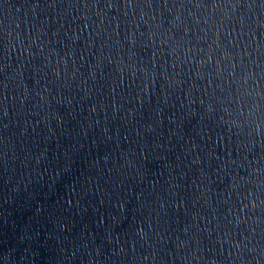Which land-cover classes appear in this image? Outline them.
<instances>
[{
  "label": "water",
  "instance_id": "obj_1",
  "mask_svg": "<svg viewBox=\"0 0 264 264\" xmlns=\"http://www.w3.org/2000/svg\"><path fill=\"white\" fill-rule=\"evenodd\" d=\"M82 2L0 0V264H256L264 211L244 205L264 199V129L238 132L208 107L221 95L210 65L173 77L142 22L113 24L119 48L107 21L93 31L96 18L72 7ZM259 5L220 36L253 71L264 66Z\"/></svg>",
  "mask_w": 264,
  "mask_h": 264
},
{
  "label": "clouds",
  "instance_id": "obj_2",
  "mask_svg": "<svg viewBox=\"0 0 264 264\" xmlns=\"http://www.w3.org/2000/svg\"><path fill=\"white\" fill-rule=\"evenodd\" d=\"M97 3L98 0L93 3L83 0L81 4L72 7L77 9L79 16L84 20H91L93 16L96 18L93 31L104 28V22L107 21V35L119 48H123V44L113 24L120 20L121 15L130 17V23L134 26L142 22L147 31L139 34L146 35L145 43H151L156 50L155 55L163 54L165 64L171 63L176 69L173 77L178 76L184 66L193 68V74L201 77L205 75V66L210 65L211 71L208 75L217 79L215 88L221 95L208 107L213 109L218 103L224 113L222 117L224 122L238 132L245 127L250 128L253 133L257 129H264V66L256 65L260 70L253 71L251 65L256 64L255 59L248 61V67L235 64L225 43L220 41V36L225 30L224 22L232 19L242 6L255 17L254 0H211L210 3H204L203 0H174L171 5L168 0H163L162 7L169 13L170 19L163 17L160 3L153 7L152 0H143V3L138 0H125L122 5L106 0L100 8H97ZM259 8L264 11V0H260ZM113 9L116 10V14L109 18L108 13ZM136 31L139 29L137 28ZM135 37V32L128 33L126 41L135 44ZM228 43H232L231 37L228 38ZM103 46L102 43L101 47ZM259 51H264V48L260 43H255L254 52ZM214 53L218 55L214 56ZM246 54L252 57L254 53ZM134 55L130 53L129 58L133 59ZM117 63L123 65L124 60L121 58ZM237 67L242 68L239 73L236 71ZM129 69H135L134 62L129 65ZM164 77L168 78L167 71ZM174 82L179 83V80ZM255 183L259 185L261 181ZM244 206L252 210L264 211V199L251 192L249 202ZM259 222V217L255 215L245 221L250 228L253 224L259 226ZM251 230L255 232L254 228ZM236 249L239 252V244L236 245ZM249 251L256 253L257 248L254 246ZM254 259L256 264H261V259H264V249L259 251Z\"/></svg>",
  "mask_w": 264,
  "mask_h": 264
}]
</instances>
